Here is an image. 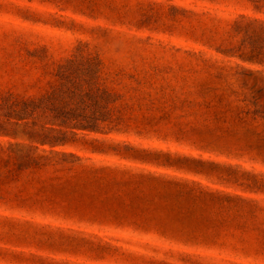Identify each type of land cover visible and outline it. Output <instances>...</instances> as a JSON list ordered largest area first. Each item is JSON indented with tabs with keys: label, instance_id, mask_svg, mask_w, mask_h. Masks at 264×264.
<instances>
[{
	"label": "rangeland",
	"instance_id": "rangeland-1",
	"mask_svg": "<svg viewBox=\"0 0 264 264\" xmlns=\"http://www.w3.org/2000/svg\"><path fill=\"white\" fill-rule=\"evenodd\" d=\"M69 59L113 116L51 143ZM0 264H264V0H0Z\"/></svg>",
	"mask_w": 264,
	"mask_h": 264
},
{
	"label": "trees",
	"instance_id": "trees-1",
	"mask_svg": "<svg viewBox=\"0 0 264 264\" xmlns=\"http://www.w3.org/2000/svg\"><path fill=\"white\" fill-rule=\"evenodd\" d=\"M98 66L87 60L77 63L76 59H69L59 66L55 74L58 84L41 99L45 111L59 126V134L43 136V140L65 143L68 134L98 131L102 123L111 120L110 104L116 100V95L98 84ZM37 107L33 101H23L18 115L20 118L32 116ZM30 136L40 138L33 132Z\"/></svg>",
	"mask_w": 264,
	"mask_h": 264
}]
</instances>
